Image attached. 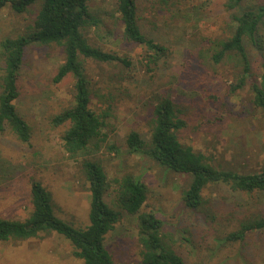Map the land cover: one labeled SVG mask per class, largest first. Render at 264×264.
Listing matches in <instances>:
<instances>
[{
	"label": "rangeland",
	"instance_id": "rangeland-1",
	"mask_svg": "<svg viewBox=\"0 0 264 264\" xmlns=\"http://www.w3.org/2000/svg\"><path fill=\"white\" fill-rule=\"evenodd\" d=\"M256 2L261 0H249L248 4ZM136 3L141 31L167 46L171 53L150 77L139 64L142 49L121 40L122 28L112 0L91 2V9L99 11L102 24L88 34L89 42L131 61V67L124 68L118 62L83 59L90 81L91 108L99 112L110 104L105 128L107 142L93 158L101 161L109 179L127 172L141 178L148 190L144 209L158 215L163 223L162 233L171 238L188 264H250L246 256L254 255L262 264L264 257L260 261L259 254L264 250V232L248 235L244 244L217 243L234 230V219L240 217L244 207H249L243 196L224 186L205 188L203 198L208 200L215 217L212 224L207 223L201 212L188 209L182 202V191L188 186L190 175L167 171L146 157L129 154L125 145L130 131L148 139V100L162 90L181 110L185 123L177 131L181 143L202 153L217 169L246 174L264 168V111L252 104L250 81L242 90L229 93V86L235 82L232 67L205 66L193 54L198 47L205 48L207 40L229 36V17L223 0ZM40 7L41 1H37L21 14L9 6L1 9L0 41L27 34ZM260 35L264 41V28ZM247 50L252 72L256 73L261 60L249 45ZM62 63L60 46L31 44L24 50L17 78L19 96L14 105L31 125L32 135L23 144L9 132L0 133V219L23 221L28 216L32 208L30 183L35 180L49 192L56 217L75 228L89 223L88 185L76 160L60 144L66 125L53 128L51 124L52 117L73 101L71 75L53 82ZM109 145L118 152L110 150ZM104 200L114 206L112 190L107 191ZM258 207L264 210V203L253 209ZM134 221L124 215L105 236V248L115 264H134L139 258ZM72 252L64 237L44 232L33 238L0 241V264H83Z\"/></svg>",
	"mask_w": 264,
	"mask_h": 264
},
{
	"label": "trees",
	"instance_id": "trees-1",
	"mask_svg": "<svg viewBox=\"0 0 264 264\" xmlns=\"http://www.w3.org/2000/svg\"><path fill=\"white\" fill-rule=\"evenodd\" d=\"M37 1H41V7L31 30L0 41V133L9 132L23 144L29 142L31 125L14 105L19 96L17 78L24 50L31 44L60 46L63 63L57 68L53 82L71 75L73 101L70 107L52 117L51 124L53 128L66 125L59 137L60 144L63 151L76 160L78 171L88 185L89 223L84 228H75L56 217L49 192L33 180L30 183L31 211L23 221L0 219V241L54 232L70 242L72 254L82 259L83 264H115L105 248V236L126 215L135 220L139 258L134 264H188L172 245L171 238L162 233L163 223L158 215L144 209L148 190L141 178L127 172L109 179L101 161L93 158L107 142L105 128L110 104L106 105L107 110L99 112L91 108L90 81L84 72L83 59L118 62L124 68L131 67V61L89 42L88 34L102 24L99 11L91 9L94 0H0V10L9 6L16 14H21ZM248 1L223 0L229 17V36L207 40L206 47H198L193 54L202 65L232 67L235 82L229 86V93L242 90L250 81L252 104L264 111V41L260 35L264 28V0L252 5ZM112 4L122 28L121 40L142 49L139 64L152 77L160 61L170 56V49L141 31L136 0H112ZM248 45L261 60V69L256 73L252 72ZM148 101H151L148 139L130 131L125 139L127 153L146 157L167 171L190 175L191 180L182 191V202L188 209L201 212L207 223L215 221L208 200L202 195L208 186H224L243 196L246 205L250 203L240 217L234 219V230L217 240L218 245L244 244L248 235L264 232V210L253 209L264 203V168L246 174L215 168L202 153L179 141L177 131L185 123L173 99L161 90ZM108 148L118 152L114 145ZM109 189L113 193V207L104 200ZM251 204L256 206L251 207ZM263 254L264 250L259 254L260 261ZM246 257L250 264H260L258 255Z\"/></svg>",
	"mask_w": 264,
	"mask_h": 264
}]
</instances>
